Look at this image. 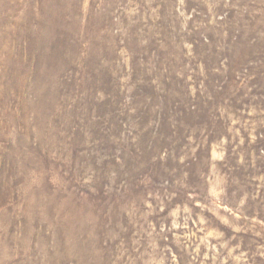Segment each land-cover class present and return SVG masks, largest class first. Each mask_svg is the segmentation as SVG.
Here are the masks:
<instances>
[{
    "label": "rangeland",
    "instance_id": "obj_1",
    "mask_svg": "<svg viewBox=\"0 0 264 264\" xmlns=\"http://www.w3.org/2000/svg\"><path fill=\"white\" fill-rule=\"evenodd\" d=\"M0 264H264V0H0Z\"/></svg>",
    "mask_w": 264,
    "mask_h": 264
}]
</instances>
